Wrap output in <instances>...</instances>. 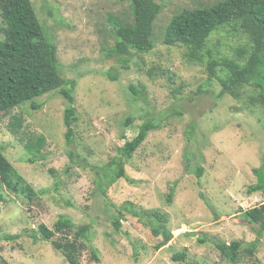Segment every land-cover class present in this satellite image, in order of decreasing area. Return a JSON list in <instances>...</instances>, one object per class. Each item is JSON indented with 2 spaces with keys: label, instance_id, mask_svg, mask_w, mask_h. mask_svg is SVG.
Returning a JSON list of instances; mask_svg holds the SVG:
<instances>
[{
  "label": "rangeland",
  "instance_id": "1",
  "mask_svg": "<svg viewBox=\"0 0 264 264\" xmlns=\"http://www.w3.org/2000/svg\"><path fill=\"white\" fill-rule=\"evenodd\" d=\"M155 1L163 6L154 22L160 37L175 13L222 0ZM31 2L56 47L63 78L76 80V119L73 142L67 144V102L58 93L38 98L39 109L27 104L0 113V144L23 179L13 181L19 191L0 183V264H66L38 233L40 225L53 230L60 218L91 226L92 241L82 264H228L217 245L254 241L257 227L241 215L264 203V194H248L258 183L255 170L264 169V105L257 101L258 94L244 86L240 99L217 98L218 84H208V60L189 62L181 47L158 44L150 54L132 52L127 69L115 57L107 58L101 49L112 47L114 34L106 18L112 15L130 23L128 0ZM239 47L237 34L218 31L209 37L205 52L231 57ZM113 73L116 81L109 79ZM13 116L22 121L19 134L12 133ZM127 117L133 123L124 128ZM147 121L159 127L125 164L134 183L119 179L101 194L93 168L110 163ZM38 135L46 142L29 163L21 152L26 141ZM70 149L80 156L76 161L82 166L69 168ZM25 187L31 195L21 191ZM126 205L128 212L122 209ZM137 211L143 214L140 220L133 215ZM151 212L165 217L171 234L158 250L163 238L150 230L146 216ZM12 236L17 237L6 239ZM91 249L99 263L92 260ZM177 255L184 261L174 262ZM238 264H264V236L253 254L241 251Z\"/></svg>",
  "mask_w": 264,
  "mask_h": 264
},
{
  "label": "trees",
  "instance_id": "2",
  "mask_svg": "<svg viewBox=\"0 0 264 264\" xmlns=\"http://www.w3.org/2000/svg\"><path fill=\"white\" fill-rule=\"evenodd\" d=\"M132 21L117 19L109 15L106 22L112 24L114 43L111 48L102 47L107 58H114L121 63V67L128 68V61L134 53H153L158 44L165 48H184L189 62L208 60L206 65L208 84L216 81L219 86L218 97L224 96L240 99V92L244 86H250L258 94L257 101L264 105V0H222L207 7L183 9L175 13L161 36L154 33V22L162 11V5L155 0H128ZM43 26L32 5L31 0H0V113L16 107L29 104L34 110L41 108L36 100L50 93H58L67 102L63 114V124L66 127L65 140L67 144L73 142L75 108L73 92L76 80L63 78L59 69L54 43L45 35ZM218 31L229 35H238L240 47L231 57H215L210 51L205 52L209 37ZM158 38L160 42L155 39ZM167 50V49H166ZM250 50V51H249ZM245 52L250 55L246 56ZM130 57V58H129ZM219 67L218 70L216 68ZM150 73V72H149ZM111 81H116V74H109ZM135 92V90H133ZM133 123L132 117L123 120V127L128 128ZM14 134L22 130V121L13 116L10 122ZM159 125L156 121H147L138 127V132L131 140L117 149V154L110 163L102 167H94L96 173V188L101 194L115 184L119 179L133 180L127 177L125 164L143 144L148 133ZM45 138L41 135L28 139L23 146L22 155L28 156V162L36 160L45 145ZM5 147L0 144V183L8 189L19 191L16 180L22 183L9 159L4 154ZM32 155V156H31ZM31 156V157H29ZM69 168L72 165L82 166L76 161L80 156L75 150L68 152ZM84 161V160H83ZM196 175H201L199 166L195 168ZM258 183L248 189V194H264V169L255 170ZM29 195V187L22 188ZM173 190L168 194L170 199ZM3 201L0 195V202ZM128 205V204H127ZM122 208L130 211L128 206ZM152 213V212H151ZM134 216L143 218L142 212H134ZM153 213L146 216L150 219V230L155 237L162 235V241L155 247L156 250L165 246L171 239L170 231L164 223L165 217ZM243 220L252 226L256 238L245 246L240 241L231 244H218L217 249L228 264H238L241 251L251 255L259 245V239L264 236V203L244 211ZM154 219V220H152ZM164 219V220H163ZM147 222H143L146 225ZM118 229L119 223H114ZM40 231V232H39ZM38 233L40 239L50 242L53 248L64 259L66 264H82L84 252L90 249L92 231L89 224L76 226L68 218H60L54 223L53 230L40 225ZM69 233H72L70 235ZM59 234V236H56ZM17 236L6 238L16 239ZM34 241L38 235H33ZM245 248V249H244ZM90 256L95 263L98 256L91 249ZM174 262L184 261L183 256H173Z\"/></svg>",
  "mask_w": 264,
  "mask_h": 264
}]
</instances>
